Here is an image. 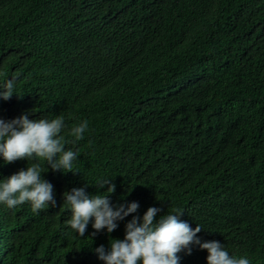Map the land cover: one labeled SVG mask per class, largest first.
<instances>
[{
	"label": "trees",
	"instance_id": "obj_1",
	"mask_svg": "<svg viewBox=\"0 0 264 264\" xmlns=\"http://www.w3.org/2000/svg\"><path fill=\"white\" fill-rule=\"evenodd\" d=\"M0 119L88 122L73 171L0 156V180L38 162L56 205L0 204V264H104L149 207L174 211L201 242L264 264V0H0ZM19 95V96H18ZM113 179V206L139 208L112 233L66 224L63 194ZM179 264H207L191 245Z\"/></svg>",
	"mask_w": 264,
	"mask_h": 264
},
{
	"label": "clouds",
	"instance_id": "obj_2",
	"mask_svg": "<svg viewBox=\"0 0 264 264\" xmlns=\"http://www.w3.org/2000/svg\"><path fill=\"white\" fill-rule=\"evenodd\" d=\"M0 91V98L7 101L15 93V80L9 79ZM16 94V93H15ZM19 96V95H18ZM67 127L65 118L57 115L53 119L41 118L30 120L26 115L9 121L0 119V156L6 164L17 160H43L53 171L74 172L73 161L80 156L78 151L66 150V143L84 139L88 129L85 120L71 127L69 135L74 139L66 141L62 132ZM48 171L38 162L28 164L10 177L0 180V204L8 209H15L30 202L33 213L56 205L54 187L45 180L42 173ZM113 179H99L97 189L107 186L106 192L90 195L84 188H73L65 192L64 202L70 206L71 218L66 221L79 236H84L91 222L95 233L107 230L112 233L117 229V221H122L137 212L139 204L113 206L109 195L115 192ZM161 209L149 207L142 219L133 215L125 225L123 240L111 239L110 248L103 245L95 249L98 259L104 264H179V253L191 254V245H199L206 250L207 264H250L246 257L229 255L219 241L201 242L197 234L202 227L197 224L193 229L180 219L183 212L174 211L160 216Z\"/></svg>",
	"mask_w": 264,
	"mask_h": 264
}]
</instances>
